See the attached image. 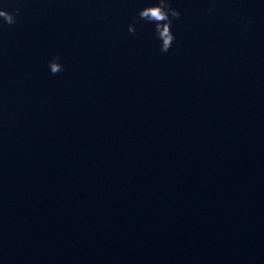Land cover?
Here are the masks:
<instances>
[{
  "label": "clouds",
  "instance_id": "clouds-1",
  "mask_svg": "<svg viewBox=\"0 0 264 264\" xmlns=\"http://www.w3.org/2000/svg\"><path fill=\"white\" fill-rule=\"evenodd\" d=\"M20 9H16V13L7 11L0 8V19L3 23L11 26L16 23V16L19 15ZM181 13L172 7L170 0H157V3L149 5L141 9L138 16L141 20L152 23L155 28V35L160 43V51L167 53L175 41V36L171 30L173 19H178ZM252 23L251 20L247 21L244 29ZM128 32L135 34L136 27L134 24H129ZM61 57L56 55L48 62L49 71L52 74H58L65 70L64 65L60 62Z\"/></svg>",
  "mask_w": 264,
  "mask_h": 264
}]
</instances>
